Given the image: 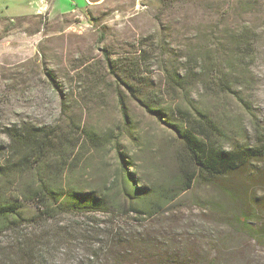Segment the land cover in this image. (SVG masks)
Masks as SVG:
<instances>
[{
  "label": "rangeland",
  "instance_id": "rangeland-1",
  "mask_svg": "<svg viewBox=\"0 0 264 264\" xmlns=\"http://www.w3.org/2000/svg\"><path fill=\"white\" fill-rule=\"evenodd\" d=\"M22 1H0V148L9 145L6 131L15 125L58 126L65 136L79 138L72 128L75 123L80 130L120 137L136 164L129 170L148 176L151 167H157L165 155L168 158L172 146L180 151V144L169 126L151 118L129 95L126 103L133 124L126 133L114 93L120 82L110 73L104 51L131 62L149 51L152 56L137 79L140 83L125 81L160 93L167 85L165 65L185 63L194 49L220 42L228 46L222 59L229 62L226 29L247 30L249 36L245 59L234 69L238 97L208 94L205 102L215 119L225 117L231 137L225 145L228 150L234 142L242 147L257 145L253 119L239 99L251 105L257 130L264 136V0H252L256 5L251 13L237 7L242 0H165L160 5L151 0H105L100 5L26 0L33 3L25 5L31 12L26 15L17 11L22 6L15 3ZM201 95L205 96L202 91ZM164 100L171 102L168 96ZM82 156L94 169L80 178L87 188L100 185L116 167L109 151L99 156L88 146ZM23 213L30 220L36 208L24 203ZM78 220L82 219L71 218L73 223ZM31 224L25 227L30 232ZM125 232L141 239V247L113 246L100 264H264V163L253 161L211 183L200 181L164 214L139 228L127 225ZM9 239V234L0 236V245L6 246ZM48 251L49 264L89 263L79 242H55Z\"/></svg>",
  "mask_w": 264,
  "mask_h": 264
},
{
  "label": "trees",
  "instance_id": "trees-1",
  "mask_svg": "<svg viewBox=\"0 0 264 264\" xmlns=\"http://www.w3.org/2000/svg\"><path fill=\"white\" fill-rule=\"evenodd\" d=\"M151 1L158 2L157 5L165 2ZM229 3L233 2H226ZM255 3L242 0L237 7L251 13ZM152 7L156 8L153 4ZM219 11L221 16L226 13L223 7ZM224 33L231 48L229 62L222 59L228 46L220 42L194 49L185 63L176 67L165 65L167 85L160 93L125 81L128 78L139 82L142 68L152 56L149 51L140 52L132 62L111 58V51H104L110 73L121 83L114 93L126 133H130L133 124L126 103L129 95L151 118L169 126L180 144V151L172 146V151H167L168 158L165 155L157 167H151L148 176H137L129 170L136 164L130 153L125 152L121 138L113 132L80 130L75 123L72 128L77 129L79 138L65 136L58 126L42 128L23 123L7 129L9 145L0 148V236L9 234L10 239L6 246L0 245V264H49L52 255L48 249L55 242H79L87 251L88 264H100L113 246L141 247V239L127 236V225L139 228L164 214L200 181L211 183L253 161L264 163V136L257 130L251 105L238 98L253 119L257 145L242 147L234 142L228 150L225 145L231 137L224 124L225 117L215 119L205 102L208 94L238 95L235 87L239 78L234 69L245 59L248 31L237 33L226 29ZM166 96L171 100L168 104L164 103ZM88 146L99 156L107 151L114 153L116 167L100 185L87 188L80 178L87 170L88 176L94 170L82 156ZM24 203L36 208L30 220L24 217ZM97 215L109 217L110 221L99 222ZM69 216L73 217L59 220ZM75 217L82 220L73 223L71 218ZM122 219L130 222L120 225L118 220ZM29 224L33 231L40 232L26 230Z\"/></svg>",
  "mask_w": 264,
  "mask_h": 264
},
{
  "label": "crops",
  "instance_id": "crops-1",
  "mask_svg": "<svg viewBox=\"0 0 264 264\" xmlns=\"http://www.w3.org/2000/svg\"><path fill=\"white\" fill-rule=\"evenodd\" d=\"M0 1H4V0H0ZM75 2H77L78 3V0H75ZM79 2L80 3H83V4H87V5H89L88 3H87V1L86 0H79ZM15 4H17L18 6H22V8L21 9H19V10H17L18 12H20L22 15H26V14H29V13H31L30 11H26L27 9H29V8H25V5H26V7L27 6H30L31 4L33 5V3H29V1H22V2H20V3H15ZM26 13V14H25Z\"/></svg>",
  "mask_w": 264,
  "mask_h": 264
},
{
  "label": "water",
  "instance_id": "water-1",
  "mask_svg": "<svg viewBox=\"0 0 264 264\" xmlns=\"http://www.w3.org/2000/svg\"><path fill=\"white\" fill-rule=\"evenodd\" d=\"M89 5H100L102 4L105 0H86Z\"/></svg>",
  "mask_w": 264,
  "mask_h": 264
}]
</instances>
